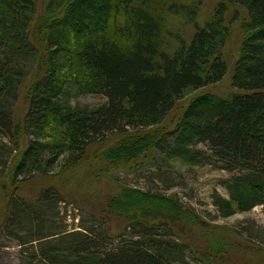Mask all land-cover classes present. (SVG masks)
Listing matches in <instances>:
<instances>
[{
    "label": "trees",
    "instance_id": "16d2710c",
    "mask_svg": "<svg viewBox=\"0 0 264 264\" xmlns=\"http://www.w3.org/2000/svg\"><path fill=\"white\" fill-rule=\"evenodd\" d=\"M200 5L0 0V191L8 192L0 231L26 234L15 236L21 264H197L189 240L171 228L188 227L184 213L156 194L126 190L110 200L109 211L130 221L135 236L116 243L97 228H55L46 211L59 208L63 197L53 186L34 204L14 196L18 185L47 178L55 167L73 171L109 141L113 147L98 155L107 162L161 154L228 172V197L214 196L223 218L264 207V0H222L203 26ZM232 6L246 16L236 12L243 39L231 70ZM167 16L192 25L189 41L168 29ZM227 78L232 92L212 89ZM72 88L107 102L73 106ZM21 101L24 119L17 112ZM130 205L135 209L124 210ZM217 241L211 249L223 253L226 243Z\"/></svg>",
    "mask_w": 264,
    "mask_h": 264
},
{
    "label": "rangeland",
    "instance_id": "374dc122",
    "mask_svg": "<svg viewBox=\"0 0 264 264\" xmlns=\"http://www.w3.org/2000/svg\"><path fill=\"white\" fill-rule=\"evenodd\" d=\"M180 1L201 2L198 24L203 26L210 19L216 4L222 0ZM237 11H240L243 18L246 16L244 10L234 6L229 8L227 15V25L232 33L226 49L231 70L243 39L242 23L236 16ZM166 21L170 31L180 32L184 38L190 40L194 33L192 25H185L184 19L179 17L167 16ZM39 44L42 47L40 41ZM212 89L222 93L232 92L230 78ZM70 100L73 106L88 109L97 108L107 102L103 95H80L75 88L71 89ZM19 103L17 112L24 119L25 103ZM112 144L114 141L93 148L85 162L71 172H63L55 167L52 175L47 178L18 185L19 189L14 196H20L24 202L34 204L42 190L53 186L63 197L59 208L46 211L49 217H54L52 223L55 228L64 229L67 233L97 228L108 240L116 243L118 240H134L135 236L132 238L133 229L127 228L130 221L109 211L110 200H115L121 191L126 190L156 194L175 203L176 208L184 213L182 218L186 220L188 227L182 228L179 223H173L171 228L178 232L180 240H189L186 242L196 254L198 260L194 262L197 264H205L201 259L215 264H264V207L257 206L251 211L238 212L230 218H223L214 204L215 195L228 197L224 186L230 177L228 172L213 165L167 161L161 154L156 158L154 155L145 154L132 162L111 163L98 155L113 147ZM195 147L207 150L205 144H197ZM7 196L8 192L0 191V226L5 216ZM126 203L122 200L120 204L123 206ZM142 204L147 206V203ZM134 209L130 205L124 210ZM189 216L191 220L188 221ZM22 233L20 231L13 238L0 231V264H21L23 247L15 236H26ZM166 238L176 240L174 236ZM217 240H224L226 243L223 253L214 254L211 249Z\"/></svg>",
    "mask_w": 264,
    "mask_h": 264
}]
</instances>
